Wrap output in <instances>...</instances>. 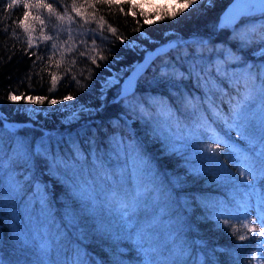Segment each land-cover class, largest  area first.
<instances>
[{
  "label": "trees",
  "instance_id": "1",
  "mask_svg": "<svg viewBox=\"0 0 264 264\" xmlns=\"http://www.w3.org/2000/svg\"><path fill=\"white\" fill-rule=\"evenodd\" d=\"M229 1L196 0L183 11L184 0L158 2L148 5L153 10L132 9L133 16L124 14L130 12L127 3L76 0L82 12L76 17L72 0H43L61 14L69 6L77 23L30 7L25 32L13 21L25 11L23 2L36 0H20L7 11L12 0H0V264H143L137 233L154 221L153 240L143 248H156L149 256L159 264H255L258 237L241 227L247 181L238 183L233 149L258 153L261 129L256 119L238 135L224 121L232 122V110L249 91L250 111L258 113L264 19L245 28L240 22L252 14L243 6L240 17L222 27L219 14ZM249 32L256 33L253 42L241 44ZM48 35L53 39L45 41ZM178 35L183 40L169 43ZM157 43L168 45L128 96L115 98L118 82L101 88L112 68L130 65ZM227 51L230 56L217 57ZM235 65L236 71L229 70ZM85 106L93 112L62 119ZM211 130L231 147L207 151ZM20 141L25 155H16ZM120 142L133 144L143 162L139 157L131 164L127 147L121 158ZM253 183L264 191L259 175ZM37 193L49 208L46 215L33 212L38 201L27 210ZM234 230L249 238L238 240Z\"/></svg>",
  "mask_w": 264,
  "mask_h": 264
},
{
  "label": "snow or ice",
  "instance_id": "2",
  "mask_svg": "<svg viewBox=\"0 0 264 264\" xmlns=\"http://www.w3.org/2000/svg\"><path fill=\"white\" fill-rule=\"evenodd\" d=\"M97 3L107 4L109 6L116 4V5H122L124 3H127L130 5V12L124 13L132 14L133 16L136 15L135 11H132V9L140 7V5L135 4L133 0H96ZM260 3H264V0H259ZM20 3V0H12L11 3L6 4L5 11L13 9L15 6H17ZM196 0H184V3L180 6L178 11H183L188 6L195 4ZM23 11L22 16L19 17L16 21H13V23L17 24L18 27H23L25 32H28L29 29L25 25V21L28 19L30 15V7L40 9L44 8L49 11V13L54 14L56 18L60 21H63L65 19L68 20L70 24H75L77 21L73 18L72 15H70L67 11V8L69 6H64V12L63 14L56 12L55 9H53L52 5L50 3H45L43 0H36V3L33 5H30L28 2H23L22 4ZM72 12L75 13L76 17H80L82 15V12L80 10V7L77 6L76 0H72V4L70 5ZM82 7V6H81ZM88 7H95V3L89 4ZM120 11L124 12L123 7H120ZM143 13L141 12V15ZM171 16L177 15L176 12H173L170 14ZM160 19H164V14H161ZM36 20L39 21L40 25H44L45 21L41 19L39 16L35 17ZM103 21V18H101ZM235 20V15L228 14L224 18H222L221 26L222 27H228V25L232 24V22ZM90 21L88 19H85L84 23H89ZM146 23H152L153 21L150 19L145 20ZM103 26V23H101V27ZM43 27H41V32H43ZM110 32L115 33V29L109 27L108 29ZM4 31H8L7 28L4 29ZM55 31V30H54ZM93 33H95V30H90ZM16 33L13 32V36H15ZM69 38H71V32H68ZM255 32H249L245 34L244 37L240 38L241 44H250L253 42V38L255 37ZM119 39V37H117ZM45 41H50L53 39L52 36L48 35L44 37ZM95 38L93 39V44H95ZM261 43H264V35L261 36L260 39ZM67 43V41H65ZM29 47H31V38H29L28 41ZM52 49L56 48V44L53 43L51 45ZM261 54L264 55V50L261 51ZM81 56H84L85 53L81 52ZM100 59H104L103 56L100 57ZM93 63L96 62L95 58L92 60ZM249 78H251V74L249 73ZM55 78L53 77V80ZM259 91L261 95V103L259 105L258 113L251 112L250 109L252 108L251 101L253 100V97L251 95V92L245 94L244 96V102L239 103L236 105V107L232 110V122L229 124L227 120L224 121V123L227 125L229 129H235L238 135H243L244 132H246L249 128L252 127V121L258 119L259 121V127L261 129V135L259 137V142L261 144L260 151L258 153H255V155H252L250 153H241L239 151L235 152L236 162L239 165V185H245V181H247V184L245 186V194L244 198L239 203V208L242 213V220H240L241 227H243L248 234H251V238L259 237L258 240V250L264 253V191L257 192L256 188L254 187V180L259 175L262 180H264V78L261 79V83L259 85ZM9 100H17L18 97L14 95L8 96ZM35 103H44L43 98H32ZM65 100L72 99L71 96H65ZM48 103L50 104H56L57 101L54 99L48 100ZM209 139L211 140V145L208 147L207 151L212 152L213 154L218 153L221 145H223L225 148L231 147L227 142L223 141L218 133L215 132V130H211V135L209 136ZM25 145L22 141L18 142L17 148H16V155H25ZM2 167V165H0ZM222 171L225 175H228L227 169L222 168ZM234 179V178H233ZM235 182V181H234ZM255 196L256 198V209L255 212H251L252 208V197ZM223 214V213H221ZM252 217L251 219L249 217ZM155 221L153 223L147 224L143 229H141L140 232L137 233L138 236V243L141 245V249L145 253L143 264H159L158 261L153 260L150 256V252L157 251L154 247H149L148 249L143 248L144 243L151 244L153 240V233L150 231L152 227H154ZM225 224L229 227H231L230 224H228V220H225ZM250 225H255L254 227ZM131 227V225H129ZM234 235H236V238L240 241H244L248 239L249 237L245 234H240L238 231L233 232ZM42 251L47 252L48 247L47 245H42ZM254 258H255V254ZM77 264H83L82 261H77Z\"/></svg>",
  "mask_w": 264,
  "mask_h": 264
},
{
  "label": "rangeland",
  "instance_id": "3",
  "mask_svg": "<svg viewBox=\"0 0 264 264\" xmlns=\"http://www.w3.org/2000/svg\"><path fill=\"white\" fill-rule=\"evenodd\" d=\"M177 1L179 0H137L136 2L139 3L140 5H142V7L146 8V7H149L150 9H152L153 7H150L148 5H153V3H161L162 5L164 4V2L166 4H171V3H176ZM245 11L248 12V14H252L250 17H248V19H245L244 21H241L240 24L242 26H244L245 28L248 26V24H250V22H255V20H258V19H264V3H260L259 0H248L247 1V4L245 5ZM155 8V7H154ZM153 10V9H152ZM240 27V26H239ZM180 37V38H179ZM186 39V38H185ZM180 41V40H183L182 37L180 35L176 36L174 38V41H169V43H171L172 45L175 44L177 41ZM204 40L206 41L207 39H202V40H196V41H201V42H204ZM200 43V42H199ZM168 44V43H167ZM261 50H264V47H262L259 51ZM225 56H230V53L227 51L225 52L224 54L222 53L221 55H217V57H225ZM128 67V66H127ZM237 65H235L234 67H230L229 70H233V71H236L237 70ZM116 69V70H115ZM124 71V70H123ZM111 74H113V72H115V74L117 75L119 73V68H112L111 69ZM235 73V72H234ZM234 73L231 71L229 72L225 78H231ZM124 74V72L122 73ZM119 79V77H118ZM103 82V81H102ZM101 82V83H102ZM87 108H90L89 106H85ZM84 107H77V108H74L73 110H70L69 112H67L66 114L62 115V119L67 122V121H71V115L77 111V110H84L83 109ZM94 110V109H93ZM29 111L31 113L32 112V109H29ZM91 113V112H90ZM89 114V113H88ZM87 114V115H88ZM125 119L128 121L129 118L125 117ZM74 121V120H73ZM124 147H127V149H129L131 151V155H129V158L128 160L130 161V163H134L133 161V158L134 160L139 158L140 157V160H141V163L143 162V157H141L138 152L136 151V148L134 147L133 144L131 143H123V142H120L118 144V147L117 149L120 151L121 154H119V156L122 158L125 154H122L123 153V149ZM124 161V159H123ZM140 166V165H139ZM255 181V180H254ZM254 187L256 188L255 186V183H254ZM36 197L35 198H31L29 200V208L27 209L28 211H31L33 209V204H34V201H38V203L35 204V207L33 209V212L35 213V211H39V213L42 215H46L47 214V211H48V206L45 204L44 202V196L42 195V193H37L35 195ZM31 208V209H30ZM251 212L254 213V209L251 208L250 210ZM252 217L250 216V219ZM255 226V225H254ZM258 240H259V237H258ZM254 254H255V258H254V263L255 264H264V253H262L261 251L258 250V241H257V246L255 247V250H254Z\"/></svg>",
  "mask_w": 264,
  "mask_h": 264
},
{
  "label": "water",
  "instance_id": "4",
  "mask_svg": "<svg viewBox=\"0 0 264 264\" xmlns=\"http://www.w3.org/2000/svg\"><path fill=\"white\" fill-rule=\"evenodd\" d=\"M248 0H230L224 9L219 14V20L222 21L228 14L235 15V20H237L240 15L243 13L242 7L247 4ZM167 43H157L153 47H148L143 51V55L134 60L126 69L124 74L120 75L119 80L115 81L119 83V89L115 98H122L128 96L134 89L136 82L138 81L140 75L146 70L148 66L151 65L154 58L163 53L167 48ZM113 84V83H112ZM109 84V85H112ZM108 85V86H109ZM85 110L84 113L93 112V108H83ZM83 113V114H84ZM1 114V111H0ZM73 121L74 119H70Z\"/></svg>",
  "mask_w": 264,
  "mask_h": 264
},
{
  "label": "bare ground",
  "instance_id": "5",
  "mask_svg": "<svg viewBox=\"0 0 264 264\" xmlns=\"http://www.w3.org/2000/svg\"><path fill=\"white\" fill-rule=\"evenodd\" d=\"M129 66V65H128ZM127 68V66H125L124 68H123V70H119V73L116 75L115 74V72H113V74H111V72H110V74L109 75H107L106 77H105V79L103 80V82L101 83V88H106V87H108V85L109 84H112V83H114L115 81H117V80H119L118 79V77L120 78V75L123 73V72H125V69ZM116 70V69H115ZM110 86V85H109ZM102 89V90H103ZM101 90V91H102ZM85 112V110H77V111H75L72 115H71V119L73 118L74 120H76V119H78L79 117H81V116H84V115H87V113H84ZM84 113V114H83Z\"/></svg>",
  "mask_w": 264,
  "mask_h": 264
},
{
  "label": "built area",
  "instance_id": "6",
  "mask_svg": "<svg viewBox=\"0 0 264 264\" xmlns=\"http://www.w3.org/2000/svg\"><path fill=\"white\" fill-rule=\"evenodd\" d=\"M119 70H123V68H119Z\"/></svg>",
  "mask_w": 264,
  "mask_h": 264
}]
</instances>
